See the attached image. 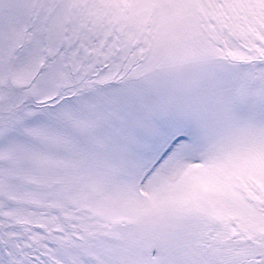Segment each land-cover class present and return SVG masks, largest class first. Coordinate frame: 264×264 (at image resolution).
<instances>
[{
    "label": "snow or ice",
    "instance_id": "snow-or-ice-1",
    "mask_svg": "<svg viewBox=\"0 0 264 264\" xmlns=\"http://www.w3.org/2000/svg\"><path fill=\"white\" fill-rule=\"evenodd\" d=\"M0 264H264V0H0Z\"/></svg>",
    "mask_w": 264,
    "mask_h": 264
}]
</instances>
